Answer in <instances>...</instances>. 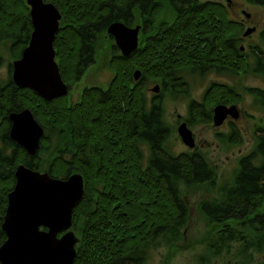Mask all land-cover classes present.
<instances>
[{
  "label": "trees",
  "instance_id": "obj_1",
  "mask_svg": "<svg viewBox=\"0 0 264 264\" xmlns=\"http://www.w3.org/2000/svg\"><path fill=\"white\" fill-rule=\"evenodd\" d=\"M48 1L62 13L53 46L61 77L68 84L76 83L93 64L97 43L109 35L105 30L111 21L141 24L140 44L124 57L110 42L108 65L114 73L106 89L85 87L80 100L70 103L66 96L43 101L29 88L11 84L0 94V113L28 107L56 133L59 126H65L69 157L59 153L48 172L56 177H67L71 172L83 175L82 200L73 210L79 242L72 264H144L147 247L160 243L167 233L174 239L180 236L187 215L180 183L188 188L205 183L212 186L216 171L198 150L174 154L169 149L160 96L155 94L147 107L142 84L160 79L163 89L175 86V72L185 67H199L200 72L246 71L243 50L237 46L242 27L217 0H169L174 20H161L154 27L155 18L160 20L162 0ZM245 1L264 6V0ZM27 13L23 0H0V40L11 37L16 57L25 42L24 30H30ZM259 37L264 42V28ZM250 48L253 69L264 77V51ZM135 69L141 71L137 81L131 75ZM245 90L253 92L256 104L264 108L263 88ZM204 93L208 121L213 105L240 99L234 86L220 82H212ZM190 105L198 112L199 104ZM1 124L3 146L12 147L5 122ZM258 130L252 150L238 159L232 183L223 185L218 197L199 203L206 223L215 224L213 237H208L206 244L214 255L230 252L235 242L241 244L242 253L254 245L257 251L261 249L264 211L258 209L264 202V130ZM236 135L231 131L227 138L230 143L238 142ZM145 144L149 157L142 165L139 150ZM4 157L0 163V245L6 238L1 221L7 193L15 182V166L28 164L19 147ZM250 230L256 235L253 239ZM243 259L250 261L252 257Z\"/></svg>",
  "mask_w": 264,
  "mask_h": 264
},
{
  "label": "rangeland",
  "instance_id": "obj_2",
  "mask_svg": "<svg viewBox=\"0 0 264 264\" xmlns=\"http://www.w3.org/2000/svg\"><path fill=\"white\" fill-rule=\"evenodd\" d=\"M217 1L224 6H228L229 16L243 24L242 30L237 35V38H239L237 46L240 45L243 48L244 59H246L247 63L246 71L235 72L207 69L204 72H200L199 67L195 69L194 67H185L175 72V82L182 81L184 84L182 86L176 83L175 86L168 85L166 89H163L160 79L146 81L142 84L144 85L143 92L147 107L155 94L160 96L164 123L169 132L166 141L169 149L174 154H178L192 151L195 148V150L202 153L203 157L216 171V181L212 186L210 183H205L199 188H188L182 182L180 183L181 197L187 210L185 222L180 228V236L178 235L179 237L174 239L170 233H167L168 237H163L160 243L147 247L144 251V264H199L200 262L201 264H264V230L260 233L263 238H261L262 245L259 251L256 250L257 247L254 245L246 253H242L241 244H236L235 242L230 252L225 253V251H222L220 254L214 255V251L206 244L208 242L207 238L213 237L212 230L215 224H207L205 218L198 210L200 201L203 199L210 201L213 197H218V190L223 185L229 186L232 183L238 159L252 150L257 138L256 133H260L258 129L264 130V108L256 104L253 92L249 93L245 90L251 87L264 89L263 75L253 69L254 59L250 48V46H253V48L256 46L264 51V42L259 37L260 30L264 27V7L259 4L248 3L245 0ZM242 10L250 16L247 18ZM160 14H158V19H160V16L162 19H167L169 16L161 12ZM162 19L157 21L154 26ZM252 26H255L256 30L247 36H243V31ZM104 35L106 36V33ZM109 38L110 36L108 35L105 39L98 41L93 64L87 67L76 83L70 84L66 96L70 103H76L80 100L79 97L85 87L107 88L106 86L114 73L113 69L108 65V59L111 55L110 42L113 43V39ZM11 41V38L0 41V84L7 82L11 77L8 66L16 57L10 48ZM212 82L234 86L240 96L239 101L233 102L237 104L240 116L237 119H227L220 127L212 125V116L209 117V121L205 120L206 116L197 114L196 111L190 108V101H199L202 97L204 98V92ZM155 83L160 85V89L157 92H152L151 88ZM204 111H207L205 106ZM1 116L3 115L0 113V120ZM182 120H186L187 126L192 129L193 137H195L194 148H188L178 136L177 125ZM229 121H232V124ZM233 130L238 135L235 136L238 139L237 143H230L227 139ZM217 135L220 136L221 140ZM68 138V134L65 135V140L64 138L62 139V145L64 142L69 148ZM60 142V133L58 136L54 135L51 150L47 153H40L42 163H39V169H45L46 167L43 165L48 164L49 160L56 156L58 149L61 147ZM0 147H2L1 143ZM139 151H141L140 162H142V165H146L149 157V150L146 144L142 145ZM4 154L7 155L9 153L4 150L1 153V157ZM2 163L5 164L4 162ZM258 210L260 212L264 211V202ZM230 223L235 226V222L230 221ZM71 229L77 233L76 226L73 225ZM249 233L252 239L255 238L254 232L250 230ZM249 256L252 257V260L244 261L245 259L243 258H248Z\"/></svg>",
  "mask_w": 264,
  "mask_h": 264
},
{
  "label": "water",
  "instance_id": "obj_3",
  "mask_svg": "<svg viewBox=\"0 0 264 264\" xmlns=\"http://www.w3.org/2000/svg\"><path fill=\"white\" fill-rule=\"evenodd\" d=\"M33 29L30 40L19 58L12 62V81L18 88H29L44 100L66 96L69 89L61 77L55 59L53 40L60 28L62 13L54 3L43 0H26ZM248 27L243 35H249ZM119 53L129 57L139 42L140 25H127L124 21H111L105 30ZM137 81L141 71L131 73ZM160 89L153 84L152 92ZM240 116L236 104H216L212 109V125L220 127L227 117ZM9 137L33 155L39 148L43 128L28 108L10 112ZM177 133L184 145L195 147V137L185 122L177 125ZM15 184L7 194V206L1 223L6 238L0 245V264H72L76 256V233L69 228L72 214L82 200L83 175L71 172L67 177H55L18 164ZM43 226L45 229H41ZM60 237L58 233L62 232Z\"/></svg>",
  "mask_w": 264,
  "mask_h": 264
},
{
  "label": "flooded vegetation",
  "instance_id": "obj_4",
  "mask_svg": "<svg viewBox=\"0 0 264 264\" xmlns=\"http://www.w3.org/2000/svg\"><path fill=\"white\" fill-rule=\"evenodd\" d=\"M24 1V4H26V6H27V8H28V13H27V15H29V10H30V6L26 3V0H23ZM44 2H49V3H53V2H50V1H48V0H43ZM228 2H229V0H227ZM55 4V3H54ZM160 4L162 5V10H161V13H165L166 14V16H168V18L167 19H162L161 18V16H160V19H162V21L163 22H172L173 20H174V11H173V8L170 6V2H169V0H162V1H160ZM263 6V5H262ZM227 7V10H228V6H226ZM264 7V6H263ZM242 12L245 14V16L248 18L250 15L249 14H246L243 10H242ZM161 15V14H160ZM228 16H229V11H228ZM230 18H231V16H229ZM157 18V17H156ZM156 18H155V21L152 23V26L154 27V24L156 23ZM62 19V18H61ZM60 19V20H61ZM231 19H233V18H231ZM30 20H31V16L29 15L28 16V25H29V29L30 30H24V34H23V36L25 37V42L23 43V45H22V47H21V51H22V49H24L25 48V46L28 44V42H29V40H30V34H31V31H32V29H33V26L31 25V22H30ZM60 20H59V23H60ZM233 20H235V19H233ZM236 22H238L239 24H240V26L242 27V22H240V21H238V20H235ZM136 25H140L141 26V24H136ZM134 26V25H133ZM60 27H61V24H60ZM252 27H254V30L252 31V32H254L255 30H256V27L255 26H252ZM243 28V27H242ZM264 28V27H263ZM262 28V29H263ZM245 31V30H244ZM243 31V32H244ZM251 32V33H252ZM153 33H155V32H153ZM152 33V34H153ZM140 34V33H139ZM242 35H243V33H242ZM244 36V35H243ZM247 36V35H246ZM11 38V37H10ZM3 40H5V39H2V40H0V41H3ZM13 41V40H12ZM12 41H11V43H10V48L11 49H13L14 50V48L12 47ZM53 42H54V40H53ZM14 46V45H13ZM240 48H242V46H240ZM243 49V48H242ZM20 55H21V52H20ZM20 55L18 56V57H15L14 58V60H16L17 58H19L20 57ZM55 57V56H54ZM55 59H56V57H55ZM13 60V61H14ZM12 61V62H13ZM0 62H1V59H0ZM12 67H13V65H12V63L11 64H9V66H8V70H9V72H10V74H11V77H10V80H7V82H5V83H1L0 84V94H3L4 92V87H7V86H10L11 84H14L15 86H16V84L14 83V81H12ZM65 83H67V82H65ZM175 83V85H176V83L177 84H179V86H182V85H184L183 84V82L182 81H177V82H174ZM67 85H68V89H69V87H70V84H68L67 83ZM17 87V86H16ZM31 90V89H30ZM31 91H33V90H31ZM35 92V91H34ZM36 93V92H35ZM40 96V95H39ZM67 96V95H66ZM41 97V96H40ZM56 97H60V96H56ZM42 98V97H41ZM53 99H55V98H53ZM42 100L43 101H49V100H44L43 98H42ZM50 100H52V99H50ZM191 102H195L197 105L199 104V107H198V109H196L198 112H196L197 114H203L204 115V104H203V97H202V99L201 100H197V101H194V100H191L190 101V104H191ZM230 104H236V103H230ZM230 104H227V105H230ZM237 105V104H236ZM215 105H213L212 107H211V116H212V109H213V107H214ZM24 108H28V107H24ZM24 108H22V109H24ZM190 108H191V106H190ZM22 109H18V110H13V111H20V110H22ZM29 109V108H28ZM192 109H194V107L192 106ZM30 110V109H29ZM13 111H8V112H6L7 114H5V115H3V116H1V120H0V126L2 125L1 123L4 121L5 122V129H6V135H7V137H8V139H9V141L13 144V146L12 147H5V146H3V136L2 135H0V143H1V146L2 147H0V163H1V153L5 150V151H7V153H12L13 151H14V148L15 147H19L20 149H22L23 150V152H24V156L26 157V160H27V163L29 164V165H31V166H29L28 164L26 165L25 163H21V162H19V163H17L16 164V166L18 165V164H23L24 166H28V167H31L32 169H34V170H39V171H41V172H47L48 174H50L48 171V167L50 168V164L52 163V161H53V159L55 158V157H57V156H59V153H61L63 156H64V158L65 159H67L68 157H69V154H68V150H69V148H68V146H67V144H65L64 142H63V145H62V139L64 138V140H65V135H67V132H66V129H65V126L64 125H61V126H59L58 127V129H57V133H60V140H61V142H60V144H61V147L58 149V151H57V153H56V156L55 157H52L50 160H49V162H48V164H45V165H43V166H45L46 168L45 169H43V170H41V169H39V163H42V159H41V155H40V153L41 152H43V153H47L49 150H51V148H52V142H53V139H54V135H57V133H56V131L53 129V128H50L48 125L46 126V125H43V123H41L37 118H36V116H34V113L30 110V112H32V114H33V116H34V119L37 121V123H39L40 124V126L43 128V134H42V136L40 137V139H39V148L37 149V151H36V153H34L33 155H31V154H29V153H27V151L25 150V148L23 147V146H21V145H19L16 141L14 142L13 140H11V138L9 137V135H8V133H9V130H10V127H11V124H10V120H9V117H8V115H9V113L10 112H13ZM178 117H179V115H177ZM205 116V115H204ZM230 117H227L226 119H225V121H227V119H229ZM224 121V122H225ZM181 122H185L186 123V125H187V121L186 120H182V121H179L178 122V124L179 123H181ZM232 122V121H231ZM230 121H229V123H231ZM188 127V126H187ZM192 130V129H191ZM194 150H195V148H194ZM9 154H7V155H9ZM4 156H6L5 154H4ZM3 156V157H4ZM32 165L34 166V167H32ZM15 166V170H14V175H15V171H16V167ZM42 166V165H41ZM51 175V174H50ZM56 177V176H55ZM14 178H15V176H14ZM58 178H60V177H58ZM15 181H16V178H15ZM14 184H15V182H14ZM14 184H13V186H14ZM12 186V187H13ZM12 187L10 188V190L12 189ZM9 190V191H10ZM8 194V193H7ZM6 199H7V196H6ZM7 206V205H6ZM5 214V213H4ZM72 219H73V215H72ZM72 226H73V223H72V225H71V227L69 228L70 230H72L71 228H72ZM40 228L41 229H45L43 226H40ZM72 231H74V230H72ZM64 231H62V232H60V233H58L57 234V236L58 237H60L61 235H62V233H63ZM75 232V231H74Z\"/></svg>",
  "mask_w": 264,
  "mask_h": 264
}]
</instances>
